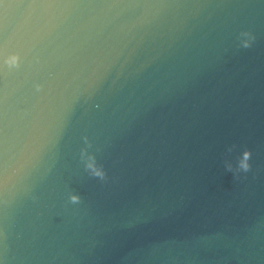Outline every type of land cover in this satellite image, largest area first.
I'll list each match as a JSON object with an SVG mask.
<instances>
[{
  "label": "water",
  "instance_id": "95a60500",
  "mask_svg": "<svg viewBox=\"0 0 264 264\" xmlns=\"http://www.w3.org/2000/svg\"><path fill=\"white\" fill-rule=\"evenodd\" d=\"M49 3L0 68V264H264V0Z\"/></svg>",
  "mask_w": 264,
  "mask_h": 264
},
{
  "label": "clouds",
  "instance_id": "9594fccd",
  "mask_svg": "<svg viewBox=\"0 0 264 264\" xmlns=\"http://www.w3.org/2000/svg\"><path fill=\"white\" fill-rule=\"evenodd\" d=\"M49 6V0H18V3L4 5V12L0 15V33L10 28L19 31L18 20L21 17L26 27L14 41L5 38L0 42V68L8 71L18 69L21 61L47 39L51 29L48 28V20L43 18V9ZM9 47L16 50L9 52ZM39 147L37 143L34 151L38 152Z\"/></svg>",
  "mask_w": 264,
  "mask_h": 264
}]
</instances>
